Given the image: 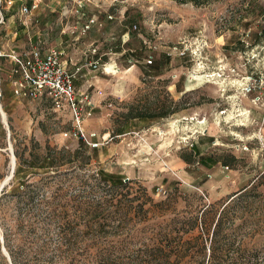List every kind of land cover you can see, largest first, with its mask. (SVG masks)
<instances>
[{"label": "rangeland", "instance_id": "374dc122", "mask_svg": "<svg viewBox=\"0 0 264 264\" xmlns=\"http://www.w3.org/2000/svg\"><path fill=\"white\" fill-rule=\"evenodd\" d=\"M39 2L112 52L77 134L0 56V264H264V0H1L0 48Z\"/></svg>", "mask_w": 264, "mask_h": 264}, {"label": "crops", "instance_id": "0c3cea01", "mask_svg": "<svg viewBox=\"0 0 264 264\" xmlns=\"http://www.w3.org/2000/svg\"><path fill=\"white\" fill-rule=\"evenodd\" d=\"M40 4V2H39ZM38 4V7L30 14L21 17V28L10 31V38L4 43L3 49L0 48L11 65L12 62L7 56V52L14 48L18 51H28L34 46H39L42 50L55 48L61 51V59L66 65L69 71H73L78 68L74 85L77 93V97L82 99L84 107L91 105L86 99L84 84L90 82V73L92 69L88 68V65L94 60H98L97 57H106L105 55L111 54V47L107 48V51L101 52V56H97V50L100 49L99 35L97 36L96 22L90 24L89 29L85 32L82 31L83 26L88 22L90 18L95 20V15L87 16L84 9L72 8L68 10L69 19L73 21V24H67L64 26L63 18L61 15H66L64 12H60L55 7H51L48 2ZM9 15V14H8ZM13 16V15H11ZM8 19V16L6 17ZM5 18V19H6ZM101 25V22H99ZM103 48V47H102ZM110 57V56H109ZM90 58V59H89ZM95 58V59H94ZM97 58V59H96ZM98 61V67L107 64ZM105 62V63H104ZM102 64V65H101ZM102 67V69H104ZM11 83V80H10ZM12 84V83H11ZM13 94L19 98H31L29 95H17L14 93L13 85H11ZM20 99H18V102ZM0 110L4 112L0 105ZM0 111V117L2 120V113ZM5 114V113H4Z\"/></svg>", "mask_w": 264, "mask_h": 264}, {"label": "built area", "instance_id": "2783aa9c", "mask_svg": "<svg viewBox=\"0 0 264 264\" xmlns=\"http://www.w3.org/2000/svg\"><path fill=\"white\" fill-rule=\"evenodd\" d=\"M3 2L11 3V0H3ZM20 11L28 15L31 10L26 5H22ZM2 21L3 14L0 11V22ZM93 21L95 20L90 18L82 31L89 29ZM3 54L4 52L0 49V56ZM6 54L12 62L11 83L14 93L29 95L31 98L46 95L54 109H67L72 112L73 125L77 128L73 134L80 132L84 108L82 99L85 96L79 99L74 85L79 69L69 71L61 59V51L55 48L42 50L36 45L24 52L12 48ZM90 65L97 68L98 60L92 61Z\"/></svg>", "mask_w": 264, "mask_h": 264}, {"label": "trees", "instance_id": "16d2710c", "mask_svg": "<svg viewBox=\"0 0 264 264\" xmlns=\"http://www.w3.org/2000/svg\"><path fill=\"white\" fill-rule=\"evenodd\" d=\"M179 3H191L193 5H196V6H203V5H207L209 3H212V2H215V1H218V0H175ZM30 2V1H29ZM1 9V8H0ZM262 9V8H261ZM8 16L7 13L3 14V19H5L6 17ZM166 113H161V114H156V115H159V116H163L165 115ZM151 116L155 115V114H150ZM138 116H147V114H139ZM200 227L197 225V222L194 221L193 223V227L192 229H199ZM173 251L170 250L169 254L170 256L173 255L172 253Z\"/></svg>", "mask_w": 264, "mask_h": 264}, {"label": "water", "instance_id": "95a60500", "mask_svg": "<svg viewBox=\"0 0 264 264\" xmlns=\"http://www.w3.org/2000/svg\"><path fill=\"white\" fill-rule=\"evenodd\" d=\"M0 111H1V110H0ZM1 113H2V119H3V122L6 123V120H5V114H4V112H2V111H1ZM13 169H14V165H13L11 171H10V172H11V176H12V174H13ZM11 176H10V177H11ZM7 181H8V179H7L6 181H3V182L1 183L0 186L3 187V185H4Z\"/></svg>", "mask_w": 264, "mask_h": 264}, {"label": "bare ground", "instance_id": "6f19581e", "mask_svg": "<svg viewBox=\"0 0 264 264\" xmlns=\"http://www.w3.org/2000/svg\"><path fill=\"white\" fill-rule=\"evenodd\" d=\"M12 164H13V159H12ZM9 175H10V174H9ZM9 175H7L3 181H6V179L9 178Z\"/></svg>", "mask_w": 264, "mask_h": 264}]
</instances>
